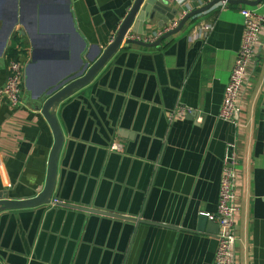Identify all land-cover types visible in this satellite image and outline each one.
<instances>
[{
	"label": "crops",
	"instance_id": "crops-1",
	"mask_svg": "<svg viewBox=\"0 0 264 264\" xmlns=\"http://www.w3.org/2000/svg\"><path fill=\"white\" fill-rule=\"evenodd\" d=\"M133 1L20 0L22 17L3 47L13 14L2 0L0 88L10 47L20 48L24 86L21 106L0 100V195L23 200L45 186L54 134L34 99L76 79L116 37ZM211 1L156 2L160 11L139 27L138 12L128 31L151 34L182 8ZM245 7L215 5L155 48L120 46L57 105L62 141L49 202L0 212V264H214L217 228L198 221L216 211L223 159L234 143V264H264V32L242 99L245 127L218 119ZM204 24L210 33L190 40ZM178 108L187 113L171 120ZM112 143L122 151H111ZM53 200L149 224L52 207Z\"/></svg>",
	"mask_w": 264,
	"mask_h": 264
},
{
	"label": "built area",
	"instance_id": "built-area-1",
	"mask_svg": "<svg viewBox=\"0 0 264 264\" xmlns=\"http://www.w3.org/2000/svg\"><path fill=\"white\" fill-rule=\"evenodd\" d=\"M169 1L179 7L183 5L182 0ZM245 1L254 2L257 0ZM217 5L222 9L228 6L225 1ZM191 11L189 8H182L176 18L151 34L137 35L127 31L123 42L131 41L151 45L164 35L175 30L181 20ZM241 15L244 26L243 37L225 86L223 100L218 112L219 120L233 124L238 130L245 127L242 122V99L253 68L254 58L260 45V37L264 32V1L256 7L242 8ZM211 29L212 27L208 24L201 25L194 29L189 35V39H203L210 33ZM18 50L20 51V48ZM18 58L8 62L7 80L4 86L0 88V100L6 98L13 108H17L21 104L24 86V67ZM186 113L187 110L185 108H178L173 113L171 120L181 118ZM110 150L119 152L122 151V147L118 143H113L110 146ZM238 159L237 143L227 146L222 163V175L216 211L214 213H202L207 220L218 226L216 235L217 250L214 264H234V248L236 243L235 216L238 212V207L235 203ZM60 204L62 202L57 200L50 202L52 207L59 206Z\"/></svg>",
	"mask_w": 264,
	"mask_h": 264
},
{
	"label": "water",
	"instance_id": "water-1",
	"mask_svg": "<svg viewBox=\"0 0 264 264\" xmlns=\"http://www.w3.org/2000/svg\"><path fill=\"white\" fill-rule=\"evenodd\" d=\"M222 1H225L228 6H240L241 5V6H247V7H256L259 4H261L264 0H257L254 2H249L245 0H237V1L212 0L211 2L207 3L205 6L192 10L187 16H185L181 20V22L179 23L178 27L175 30L164 35L157 42L151 45H146L140 42H131V41L123 42L124 35L131 27L132 22L138 12H141V16L139 17V22H138V27H139L140 23L143 24L147 22L149 19H151V15H149L151 10L154 13L156 11H160V8L158 9L155 7L156 2H159L162 6H170L171 2L169 0H134L133 3H131V5L128 7V11L118 29L116 37L104 49L99 48V47L97 48L96 56L93 57V59H89V61L83 63L81 71L77 75L76 79H74L73 81H71L69 84L65 85L62 88H55L49 91V93H47L46 95L34 99L33 106L35 107V109L41 110L42 114L49 122L52 128L53 134H54V145L51 150V154H50L49 161H48V173H47L46 184L43 188L38 190L37 196L23 199V200H11L8 198L7 195H4V196L0 195V212L6 208H30V207H34L42 203L46 204L49 202V196L52 193V189H53L55 159L60 150L61 141H62V135L57 125V122L55 120L54 111L57 105L63 99L69 96L71 92L75 90L76 88H79L91 82V80L100 71V69L104 66V64L117 52L120 46L124 48H129L131 46H138V47H143V48L158 47L164 40L168 39L169 37L173 35L180 33L188 21L197 18L198 16L204 14L205 12H208L211 8H213L215 5H217L218 3ZM9 5H10L9 9L12 11L13 16H12V23L10 25V28L7 30L6 35L4 37L5 40L3 42V47L7 39L9 38L11 30L14 28V25L18 22V19H17L18 14H19V17H22V5H21L20 0H19V3H18V0H10ZM2 7H3L2 0H0V10L2 9ZM173 13H174L173 15L177 14V9H175ZM166 19H168V21H172L173 17L172 18L168 17ZM19 22L23 23L24 21L22 18H20ZM166 23L167 22L162 23L160 28H162L163 25ZM0 53H1V50H0ZM256 63H254V65ZM263 150H264V137H263ZM60 205L62 207H66L72 210L97 214V215L106 216V217H110V218H114L118 220H125V221L136 224V226H139L141 223L149 224V222L143 221L141 217L137 219V218H132V217L119 216V215L111 214L108 212H100L97 210L82 208V207L72 205V204H60ZM208 224L209 223H207V218L204 215H201L198 221L199 227H203V225L205 227ZM214 225L218 231V226L216 224Z\"/></svg>",
	"mask_w": 264,
	"mask_h": 264
},
{
	"label": "trees",
	"instance_id": "trees-1",
	"mask_svg": "<svg viewBox=\"0 0 264 264\" xmlns=\"http://www.w3.org/2000/svg\"><path fill=\"white\" fill-rule=\"evenodd\" d=\"M15 43L20 46L18 38L16 39ZM18 56H19V50H17V48L10 47L7 50V53H6L7 62L14 60V59H17Z\"/></svg>",
	"mask_w": 264,
	"mask_h": 264
},
{
	"label": "bare ground",
	"instance_id": "bare-ground-1",
	"mask_svg": "<svg viewBox=\"0 0 264 264\" xmlns=\"http://www.w3.org/2000/svg\"><path fill=\"white\" fill-rule=\"evenodd\" d=\"M22 104V103H21ZM21 104L19 106H21Z\"/></svg>",
	"mask_w": 264,
	"mask_h": 264
},
{
	"label": "rangeland",
	"instance_id": "rangeland-1",
	"mask_svg": "<svg viewBox=\"0 0 264 264\" xmlns=\"http://www.w3.org/2000/svg\"><path fill=\"white\" fill-rule=\"evenodd\" d=\"M112 144H113V143H112ZM112 144H111V145H112ZM111 145H110V146H111ZM59 206H60V205H59Z\"/></svg>",
	"mask_w": 264,
	"mask_h": 264
}]
</instances>
